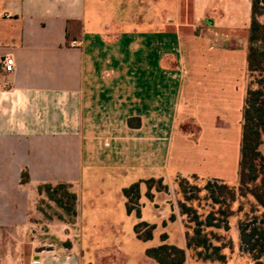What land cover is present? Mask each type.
<instances>
[{"label": "crops", "instance_id": "0c3cea01", "mask_svg": "<svg viewBox=\"0 0 264 264\" xmlns=\"http://www.w3.org/2000/svg\"><path fill=\"white\" fill-rule=\"evenodd\" d=\"M190 2L187 10L184 0V30H129L112 38L107 25L95 18L90 0H0V264L107 263L102 230L117 229L123 215L116 219L109 201L97 205L92 197L82 207L79 188L84 170L113 166L120 172L119 164L127 156L142 160L132 138L130 149L114 146L115 153L107 159L92 161L84 134L98 96L107 103L101 105L106 114L112 111L114 117L124 118L123 130L129 135L143 128V112L164 97L182 110L184 127L193 128L184 129V174H174L238 181L252 0ZM260 20L264 22V16ZM145 48L154 52L143 67L135 56ZM173 52L180 56L176 69L167 66ZM5 56L15 59L13 72L5 71L1 63ZM102 63L117 74L111 81L102 76ZM132 117L140 118L139 128L129 126ZM222 124L227 129H219ZM202 127L213 128L218 140L221 135H234L232 160L221 158L212 137L207 143L200 136ZM174 135L159 148L155 160L147 162L158 175L139 181L163 178L169 184ZM24 168L30 176L26 185L21 184ZM60 182L72 184L78 194V216L74 224L49 220L44 236L37 188ZM146 191L142 184L138 221L156 225L153 239L160 229L159 245L162 234L168 236L166 243L175 245L170 233L173 223L162 226L167 214L161 206L162 193H154L150 200ZM124 200L126 204L125 196ZM182 237L186 249L185 229ZM120 247L118 254L127 256ZM143 264L158 263L148 258ZM185 264L203 263L193 261L188 251Z\"/></svg>", "mask_w": 264, "mask_h": 264}, {"label": "rangeland", "instance_id": "374dc122", "mask_svg": "<svg viewBox=\"0 0 264 264\" xmlns=\"http://www.w3.org/2000/svg\"><path fill=\"white\" fill-rule=\"evenodd\" d=\"M90 1L91 4L89 7L92 9L95 18L99 21V24H103L104 26L107 25L108 34L112 38L117 37L122 31L129 30H184V0ZM190 1L191 0H188L187 10L191 8ZM101 21L104 22L101 23ZM175 40L176 38L173 37V41ZM174 46H176V42H174ZM153 52L154 50L145 48L144 52L139 53L135 58L144 67V65L149 64L148 59ZM111 56L112 53L109 52V57ZM177 59L180 60L179 53L173 52L170 59L168 58L167 60V66L176 69L178 67ZM101 65L104 66L102 69V76L105 77V79H110L109 81H111L117 76L115 72L110 70L111 68L108 64L102 63ZM112 65L113 63L111 64L110 62V66ZM143 72L144 71H142V73ZM99 74H101V71H99ZM173 75L174 77L176 76L175 73ZM250 83H252L253 88L257 87L255 77H248V85ZM100 98L101 97L98 96L97 103L91 110L92 116L87 119V130L84 134L92 161H98L101 158L107 159V155H112L111 153L114 152V150H112L114 146H116L117 149H130V145L128 144L132 142V140H130L132 138L135 139L133 140L135 143L134 148L138 149L137 151L142 160L137 162L138 159L135 160L133 157L127 156L126 159L119 164L121 166L123 165V171L120 172L113 166H97L84 170L83 181L79 188L83 197L82 207L85 209L89 205L88 199L92 197L97 205L109 201V205L114 209L113 217L116 219L120 218L119 215L121 212L123 215V219H119L120 224L116 226L117 229L112 230L111 228H105L102 230L104 238H101V240L105 247V255L108 256V261L105 264H143L148 259L144 253V249L160 244V229L155 231V238L149 243L140 241L136 238L133 227L139 221L136 215L130 216L127 214L122 188L129 187L132 183L139 181L141 178L158 175V170L151 169V164L149 165L147 162L155 160L156 154L162 151V149L159 148L163 147L166 141H169L174 134V143L171 150L173 169L169 177V190L167 192H160L162 193L161 206H164L167 211L166 222H163L162 226L165 227L167 222L173 223L170 227L172 242L178 247L184 248L182 231L184 232L185 229V232H193V228L196 225L194 221L195 215L199 217V221L206 222L207 217L210 214H214L216 218L214 223H218L221 227H207L206 232H208L214 244L228 246L229 243L232 242V249L226 247L223 250L228 257L227 264H256L249 254L241 250L240 240H238L239 222L244 220L248 221V223L253 222L254 219L258 217L257 225L264 227L263 209L253 204L254 198L252 196L248 195L247 197H242L238 195L231 207V209L235 211L234 215L226 217L220 211L227 209V206L230 205V191L225 190L222 194L217 193L216 197L219 199L220 203H216L211 198L210 192L205 188L209 181L217 184L226 182L216 179L200 180L199 178H191L190 182L196 188L190 190L189 195H191L192 198L187 202V205L191 206L196 213L187 215L181 213L178 201H185V197L174 182V173L180 172L184 174V129L189 132L193 130L190 126L184 127L182 110H176L172 102H165L164 97H159L155 104L150 107L149 111L143 112L145 115L142 118L144 122L143 128L134 133L130 132L134 135H129V132L123 130L124 118L114 117L112 111H110L111 114H106L107 111L103 109L101 105L104 106L107 105V103H101ZM182 100H184L183 96ZM181 104L184 106V102ZM102 114L103 116H101ZM218 128L221 130L227 129L224 124H222V126L219 125ZM212 129L213 128L202 127L200 136L205 138L206 142H209L207 137H212V145L218 147L215 151L221 153V158L224 156L228 160H232L235 154L234 135H221L218 140ZM225 139L228 144H225ZM260 150L264 155V135ZM177 166H180L181 169H178ZM88 177H92V180L89 181ZM164 183H166L165 180ZM227 184L237 185L238 181L234 184ZM154 193L156 192L154 191ZM39 201L40 199L38 203ZM240 206L243 207L241 211H239ZM43 207L47 209L48 213H52V210L48 209L45 205ZM173 216L175 217L174 220H172ZM40 217L42 219H39V221L43 223L41 232H44L45 234L43 235L47 236L48 234L46 233H48V228L46 223H48L49 220L42 214ZM33 218L37 221L34 216ZM115 218H110L109 220L113 219V221H116ZM54 222L58 223V220ZM226 223L229 225V230L224 229ZM115 236L119 238L118 241ZM119 247L122 250L124 249L127 256L125 254L123 256L120 253L118 254L117 250ZM127 251H131L134 255H131ZM189 253L190 255L192 254L191 251H189ZM262 264H264V256Z\"/></svg>", "mask_w": 264, "mask_h": 264}, {"label": "trees", "instance_id": "16d2710c", "mask_svg": "<svg viewBox=\"0 0 264 264\" xmlns=\"http://www.w3.org/2000/svg\"><path fill=\"white\" fill-rule=\"evenodd\" d=\"M264 16V0H252V21L249 29L247 70L248 77H255L256 88L252 83L247 86L246 97L244 100L242 137L240 143L239 160V179L237 185L227 183H213L209 181L206 190L210 192L211 198L220 203L216 197L217 193L222 194L225 190L230 191L231 203L227 209L220 211L226 217L234 215L235 211L231 209L237 196L254 198V203L264 212V155L260 150L264 135V22L260 18ZM128 124L132 128L141 126L140 118H129ZM197 178V177H193ZM30 182V176L27 168L21 173V184L26 185ZM174 182L179 191L184 195V200L178 201L181 213L184 215L196 213L187 202L192 196L189 192L196 188L190 182V179L183 177L179 173L175 174ZM142 184L147 188L146 196L153 200L155 192H167L169 186L164 183L163 178H150L132 183L129 187L123 189V195L126 198L127 214L133 212L140 219L142 217L140 209V200L142 198ZM41 196L38 203V210L47 217L48 220H59L68 224H74L78 216V194L73 190L70 183H43L37 188ZM52 210L48 213L47 209ZM243 207H239V211ZM175 217H172L174 220ZM258 217L253 222L244 220L239 222L240 248L243 252L249 254L256 264H262L264 256V227L257 225ZM214 214H210L206 222L199 221L195 215V227L193 232L186 231L187 248H180L176 245L166 243L167 234L161 235L162 244L157 247L147 248L145 254L148 258L158 264H185L188 258V251H191V258L198 263L203 264H227V254L223 252L226 247L232 249V242L226 245H217L212 242L207 227H221ZM226 221V220H225ZM264 222V221H263ZM156 225L140 221L134 226V232L138 239L149 241L153 239V232ZM225 230H229V225H224Z\"/></svg>", "mask_w": 264, "mask_h": 264}, {"label": "built area", "instance_id": "2783aa9c", "mask_svg": "<svg viewBox=\"0 0 264 264\" xmlns=\"http://www.w3.org/2000/svg\"><path fill=\"white\" fill-rule=\"evenodd\" d=\"M75 43V42H74ZM2 65L6 72H13L15 68V59L12 56H5L2 59ZM37 264V263H35Z\"/></svg>", "mask_w": 264, "mask_h": 264}]
</instances>
